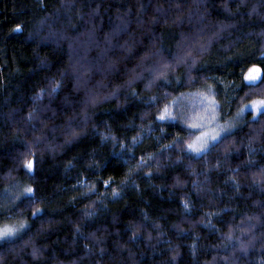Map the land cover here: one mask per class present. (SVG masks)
<instances>
[{
  "label": "trees",
  "instance_id": "16d2710c",
  "mask_svg": "<svg viewBox=\"0 0 264 264\" xmlns=\"http://www.w3.org/2000/svg\"><path fill=\"white\" fill-rule=\"evenodd\" d=\"M207 87L264 99V0H0V264H264V114L158 120Z\"/></svg>",
  "mask_w": 264,
  "mask_h": 264
},
{
  "label": "rangeland",
  "instance_id": "374dc122",
  "mask_svg": "<svg viewBox=\"0 0 264 264\" xmlns=\"http://www.w3.org/2000/svg\"><path fill=\"white\" fill-rule=\"evenodd\" d=\"M250 74H258L255 82L250 83L246 79V76ZM260 77L259 70L257 73V69H251V71L245 74L244 81L246 84L254 85L259 82ZM251 104L249 103L247 107H244V111H241L234 119L224 121L221 116L220 105L217 101L215 90L207 87L174 99L161 111L158 120L179 123L194 132V137L189 145H194L202 150L195 151L188 145L187 151L189 154L199 157L220 138L232 132L243 118L249 117L255 119L258 116L259 113L252 110ZM161 116L164 118L161 119ZM204 134L207 135L205 136ZM213 136L216 138L213 139ZM204 141L206 143H203ZM17 228H19V225Z\"/></svg>",
  "mask_w": 264,
  "mask_h": 264
},
{
  "label": "snow or ice",
  "instance_id": "6c2138e0",
  "mask_svg": "<svg viewBox=\"0 0 264 264\" xmlns=\"http://www.w3.org/2000/svg\"><path fill=\"white\" fill-rule=\"evenodd\" d=\"M17 30H19V26H17ZM251 71V70H250ZM257 73H258V70H257ZM258 78V74H250V75H247L246 76V79L252 83V82H255ZM247 107V106H245ZM251 107H252V110L255 111V112H258L260 114H264V99H260V100H255L252 102L251 104ZM241 111L243 112L244 109H241ZM164 117L161 116V119H163ZM205 136L207 134H204ZM213 139H215L216 137L213 136L212 137ZM203 143H206V141H204ZM190 148H193L195 151H200L202 150L201 148H198V147H195L194 145H189ZM26 167L31 170L33 168V162L32 161H28L27 164H26ZM27 192H31L32 189L31 188H28L26 189ZM24 224L21 223L19 225V228H17L16 226L14 225H3V226H0V239H11L13 236L17 235L18 232L24 228Z\"/></svg>",
  "mask_w": 264,
  "mask_h": 264
}]
</instances>
